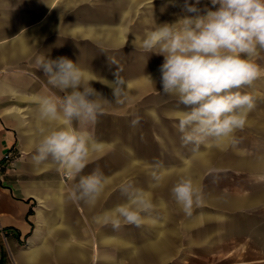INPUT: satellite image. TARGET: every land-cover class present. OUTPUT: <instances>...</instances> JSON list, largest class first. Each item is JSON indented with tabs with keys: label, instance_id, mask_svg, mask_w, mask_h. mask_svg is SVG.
<instances>
[{
	"label": "crops",
	"instance_id": "obj_1",
	"mask_svg": "<svg viewBox=\"0 0 264 264\" xmlns=\"http://www.w3.org/2000/svg\"><path fill=\"white\" fill-rule=\"evenodd\" d=\"M183 4L0 0V264H264V51L254 57L261 75L243 89L255 107L236 133L238 144H208L193 154L175 127L176 99L160 93L163 56L139 47L156 23L183 15ZM205 5L212 7L201 0ZM43 57H67L109 81L119 67L126 81L121 102L91 82L104 99L89 130L103 148L82 175L99 169L108 177L95 207L69 198L78 178L54 163L32 162L40 126L35 99L64 95L39 70ZM154 173L161 177L156 187ZM180 178L203 193L190 216L171 194ZM126 184L150 193L156 207L140 227L114 229L103 213L125 202Z\"/></svg>",
	"mask_w": 264,
	"mask_h": 264
},
{
	"label": "clouds",
	"instance_id": "obj_2",
	"mask_svg": "<svg viewBox=\"0 0 264 264\" xmlns=\"http://www.w3.org/2000/svg\"><path fill=\"white\" fill-rule=\"evenodd\" d=\"M201 0H184L183 15L175 22L157 24L144 33L139 47L146 53L163 56L159 67L165 96L176 99L173 118L183 145L193 154L208 144H238L236 133L248 123L255 107L254 97L243 89L261 75L254 62L264 51V0H210L212 7H199ZM113 64L117 62L113 59ZM38 68L48 83L64 93L63 97L38 96L35 99L39 139L32 156L34 166L51 162L67 175L78 178L69 193L74 202L95 207L108 177L95 169L82 175L91 154L103 143L89 130L102 114L101 94L92 86L99 81L109 87L116 102L127 96V84L118 67L115 79L97 78L67 57H43ZM146 79L155 85L151 75ZM147 115L159 122L154 109ZM140 117L131 120V126ZM159 185L161 177L153 174ZM123 204L103 213L114 229L123 224L140 227L150 218L156 205L150 193L132 184L121 186ZM176 204L186 215L203 199L202 190L190 178H180L171 189ZM161 206H166L161 202Z\"/></svg>",
	"mask_w": 264,
	"mask_h": 264
},
{
	"label": "built area",
	"instance_id": "obj_3",
	"mask_svg": "<svg viewBox=\"0 0 264 264\" xmlns=\"http://www.w3.org/2000/svg\"><path fill=\"white\" fill-rule=\"evenodd\" d=\"M12 159V155L10 153H7L5 156H4V161L5 162H9L11 161Z\"/></svg>",
	"mask_w": 264,
	"mask_h": 264
}]
</instances>
